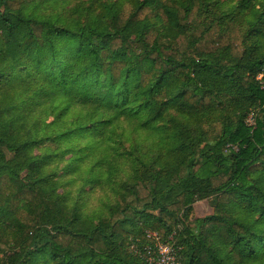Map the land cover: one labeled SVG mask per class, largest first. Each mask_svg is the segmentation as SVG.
I'll return each instance as SVG.
<instances>
[{
	"label": "trees",
	"instance_id": "trees-1",
	"mask_svg": "<svg viewBox=\"0 0 264 264\" xmlns=\"http://www.w3.org/2000/svg\"><path fill=\"white\" fill-rule=\"evenodd\" d=\"M261 71L264 0H0V264H264Z\"/></svg>",
	"mask_w": 264,
	"mask_h": 264
},
{
	"label": "rangeland",
	"instance_id": "rangeland-1",
	"mask_svg": "<svg viewBox=\"0 0 264 264\" xmlns=\"http://www.w3.org/2000/svg\"><path fill=\"white\" fill-rule=\"evenodd\" d=\"M77 1L78 0H76V2ZM43 145L49 146L48 142H44ZM65 158H68V157L66 156ZM56 164L57 162H50L48 164V167L54 166ZM60 165L61 166L57 171L56 179H59L58 177L63 178V176L65 175L64 173L66 172L63 167L66 165V162H61ZM67 176H64V177H67ZM76 177L78 178V175H76ZM64 180L67 182L69 181L67 178ZM66 184L67 185L63 187V189L69 190L71 194L70 197L72 198V204H76L82 207V209H84L87 213L94 214L95 216L98 214H101V215L106 214L107 213L106 208H105L106 204L109 202H114V199H113L114 197L112 193H110L109 191L103 192L102 190L98 189V187L91 189L89 186L84 188L87 193L81 194L80 196L76 198L78 194L79 185L75 182L70 183V184L68 182ZM58 192L61 193L62 188H60ZM214 204H215L214 198H209L207 200L196 202L193 206V211L191 213L190 218L195 219V218H200V217H204V216L212 214Z\"/></svg>",
	"mask_w": 264,
	"mask_h": 264
},
{
	"label": "built area",
	"instance_id": "built-area-1",
	"mask_svg": "<svg viewBox=\"0 0 264 264\" xmlns=\"http://www.w3.org/2000/svg\"><path fill=\"white\" fill-rule=\"evenodd\" d=\"M256 79L260 88L264 89V71H261ZM246 124L254 126L253 114L247 118ZM148 236L152 238L153 244L147 249V264H181L177 248L173 244L161 242L155 233H148Z\"/></svg>",
	"mask_w": 264,
	"mask_h": 264
}]
</instances>
